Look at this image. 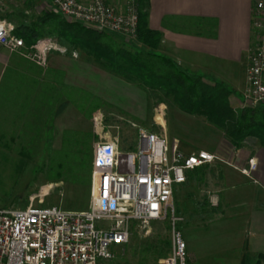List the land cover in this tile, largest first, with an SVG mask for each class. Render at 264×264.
Wrapping results in <instances>:
<instances>
[{
	"label": "crops",
	"instance_id": "obj_1",
	"mask_svg": "<svg viewBox=\"0 0 264 264\" xmlns=\"http://www.w3.org/2000/svg\"><path fill=\"white\" fill-rule=\"evenodd\" d=\"M105 1L120 9L124 3ZM252 4L253 0H147L148 27L161 35L155 51L191 73L221 83L231 91V102L241 105L249 49L256 38L251 26ZM107 34L115 43L127 44L121 34ZM85 36L77 32L74 42L52 37L66 52L50 51L44 66L0 47V135L15 141L20 134H48L67 109L81 112L82 93L92 92L83 88L96 84L85 82L86 73L96 75L95 70L102 67L82 46L80 40ZM169 119L168 132L179 138L185 153L200 149L211 152L224 136L203 116L185 113L176 104ZM194 137H206L207 142L195 143ZM231 146L232 160L221 166V181L224 189L232 190L225 199L233 202L225 206L222 223L215 228L220 238L236 241L229 247L239 253L236 264L243 260L250 264L258 255H263L260 264H264V146L254 136L246 137L240 147ZM249 159L255 167L246 174L241 169L248 168ZM188 172L186 181L176 186L174 199L183 200L188 195L190 177H194ZM186 241L190 243L188 238Z\"/></svg>",
	"mask_w": 264,
	"mask_h": 264
},
{
	"label": "built area",
	"instance_id": "obj_2",
	"mask_svg": "<svg viewBox=\"0 0 264 264\" xmlns=\"http://www.w3.org/2000/svg\"><path fill=\"white\" fill-rule=\"evenodd\" d=\"M47 1L69 21L121 34L128 42L136 40L140 0H124L121 9L105 0ZM251 26L256 38L249 49L242 105L264 106V0H253ZM14 31L15 26L0 17V47L37 65L44 66L52 50L66 52L52 37L27 45ZM101 120L100 114L94 118L96 129ZM217 160L226 162L204 149L185 153L177 139L146 129L137 131L132 147L121 146L116 138L96 142L85 209L0 207V264H108L133 227L160 219L168 221L171 247L159 264H188L178 226L183 219L174 207L175 188L186 181L188 171ZM254 167L249 159L248 168L241 171L248 174Z\"/></svg>",
	"mask_w": 264,
	"mask_h": 264
},
{
	"label": "rangeland",
	"instance_id": "obj_3",
	"mask_svg": "<svg viewBox=\"0 0 264 264\" xmlns=\"http://www.w3.org/2000/svg\"><path fill=\"white\" fill-rule=\"evenodd\" d=\"M50 9L53 8L45 0H1L0 17L22 27ZM126 42L139 46L137 40ZM95 73L93 76L90 71L86 73L85 82L96 84L83 88L92 92L82 93L81 112L67 109L50 133L20 134L15 141H9V135H0V207L56 205L78 211L88 206L90 186L72 180L77 168L76 146L65 144V136L88 134L91 153L96 142L111 138L118 139L123 147H132L139 129L162 133L168 140L177 139L180 144L179 138L170 136L167 128L175 105L170 96L117 77L102 67ZM98 114L102 120L96 129L94 118ZM224 137L221 136L211 152L230 163L233 148ZM206 140V137L193 138L195 143L204 144ZM64 150L69 151L66 157ZM226 162L217 160L207 164L203 168L204 181L189 176L192 181L188 195L181 202L179 198L174 199L175 212L183 219L178 226L187 244L188 264H236L239 257L237 250L229 248L236 241L220 238L215 228L222 223L225 206L233 202L232 198L225 199L232 190L224 189L221 181V166ZM58 164H63L62 169L58 170ZM206 200L216 209L204 205ZM233 233L230 234L233 236ZM170 247L167 219L153 220L133 227L127 243L118 248L108 264H159L170 253Z\"/></svg>",
	"mask_w": 264,
	"mask_h": 264
},
{
	"label": "trees",
	"instance_id": "obj_4",
	"mask_svg": "<svg viewBox=\"0 0 264 264\" xmlns=\"http://www.w3.org/2000/svg\"><path fill=\"white\" fill-rule=\"evenodd\" d=\"M27 45L45 36L64 38L74 42L77 32L86 33L81 39L94 60L113 74L136 83L148 90L162 91L170 96L177 107L188 114L203 116L208 122L224 132L225 138L235 147H240L248 136L259 139L264 146V106L235 105L232 93L219 82L211 81L200 74L191 73L171 58L155 51L161 40L157 30L147 24V0L138 4L137 42L146 46L117 44L107 31L69 21L54 9L42 12L29 25L15 27ZM88 33V35H87ZM65 144H74L76 153L75 172L72 180L90 186L92 153L88 134H72L64 137ZM84 146L85 148H80ZM64 150L65 157L69 155ZM58 170L63 164H58ZM203 166L188 172L197 181L205 178ZM213 209L208 200L204 201ZM263 255H258L253 264H260ZM240 264H247L244 260Z\"/></svg>",
	"mask_w": 264,
	"mask_h": 264
}]
</instances>
